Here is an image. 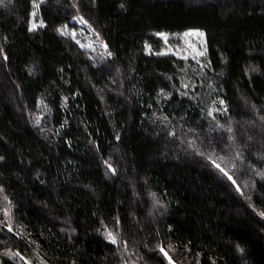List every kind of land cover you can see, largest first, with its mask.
Returning <instances> with one entry per match:
<instances>
[{"label":"trees","instance_id":"obj_1","mask_svg":"<svg viewBox=\"0 0 264 264\" xmlns=\"http://www.w3.org/2000/svg\"><path fill=\"white\" fill-rule=\"evenodd\" d=\"M190 29L204 67L157 53ZM0 204V249L49 264H264V0H3Z\"/></svg>","mask_w":264,"mask_h":264},{"label":"rangeland","instance_id":"obj_2","mask_svg":"<svg viewBox=\"0 0 264 264\" xmlns=\"http://www.w3.org/2000/svg\"><path fill=\"white\" fill-rule=\"evenodd\" d=\"M72 4L77 3V0H69ZM79 27H77V30H74L72 32V35L74 37H78V41L92 56L96 54H105L106 53V46L103 40L96 36L94 33H92L90 30L88 31L85 24L81 21V19L76 18L75 20ZM186 33H203V36L199 35H185ZM158 37L163 41L164 47L161 51L157 52L158 54H173L178 58L185 59L186 61H192L193 64L198 65L199 67L205 66V61L207 58V40H206V34L204 31L200 29H190L187 30L179 35H171L167 33H161L158 35ZM148 51H151V47H147ZM107 55V54H106ZM216 102L211 105V110L214 111H224L225 110V103L221 98H217L215 100ZM234 160V158H232ZM232 159H229L227 156L222 155H216L214 156V162L217 165H219V169H223V173H227L228 177H231V180L236 184L237 189L240 190L241 193H246L244 191L243 186L240 184L239 180L236 178V167L235 162L232 161ZM242 186V187H241ZM8 213L9 209L8 207H2L0 204V220L1 221H7L8 223L11 222L8 219ZM15 230V229H14ZM108 239L109 234H111L112 237L115 238L117 244L119 246L122 245V242L120 240L121 235L117 230H107L106 232ZM111 240V239H110ZM123 249L128 248L127 245H125ZM168 255L166 256L167 260L171 261V264H180L174 259V256L168 251L165 250ZM23 257V259H21ZM126 261L123 264H141L139 260L132 255L130 251L127 249V253L125 254ZM4 259H8L12 261L15 264H49L43 260H40L36 256H26L24 254H21L15 250L12 249H0V264Z\"/></svg>","mask_w":264,"mask_h":264},{"label":"snow or ice","instance_id":"obj_3","mask_svg":"<svg viewBox=\"0 0 264 264\" xmlns=\"http://www.w3.org/2000/svg\"><path fill=\"white\" fill-rule=\"evenodd\" d=\"M3 3V0H0V4ZM33 15H35V13H33ZM33 28H35V25H33ZM185 35H199V36H203V33H186ZM217 167H219V165H217ZM221 171H223V169H221ZM225 175H227V173H225ZM229 179H231V177H229ZM9 231H11V228H9ZM109 238L111 239L112 243H116V240L114 237L111 236V234H109ZM161 251L164 253L165 256H167L168 254L166 252H164L163 249H161ZM21 259H23V257H21ZM171 264V261H170Z\"/></svg>","mask_w":264,"mask_h":264}]
</instances>
